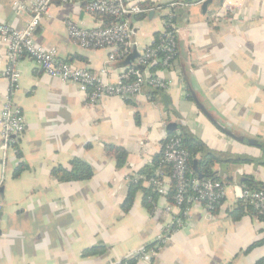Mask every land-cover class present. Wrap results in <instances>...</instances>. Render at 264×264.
Instances as JSON below:
<instances>
[{
	"label": "crops",
	"instance_id": "0c3cea01",
	"mask_svg": "<svg viewBox=\"0 0 264 264\" xmlns=\"http://www.w3.org/2000/svg\"><path fill=\"white\" fill-rule=\"evenodd\" d=\"M151 1L165 6L174 0ZM176 9L185 13L176 22L178 56L171 68L157 70L170 81L165 90L146 85L133 98L111 96L91 105L76 84L49 76L35 60L21 57V79L12 98L25 114L26 131L7 154L0 147V264H129L132 258L135 264H264V218L246 208L237 212L236 201L246 177L264 182V0H213L205 12L196 2ZM168 14L163 8L133 19L137 49L163 32ZM30 17L29 11L0 0L1 20L23 29ZM70 20L86 28L104 24L82 1L53 0L35 34L37 43L56 47L59 59L74 67L115 81L126 64L109 62L107 48L75 42ZM7 66L0 40V111L11 94ZM170 122L187 128L224 160L254 159L216 163L225 184L223 202L216 212L193 203L175 229L172 214L164 210L168 197L159 195L150 210L142 188L151 187L142 173L161 153ZM107 144L127 150L123 166L108 156ZM74 157L89 163L94 176L57 182L52 169ZM21 163L27 169L15 178ZM138 180L142 187L125 212L123 202ZM98 244L108 248L103 255L82 257L84 249ZM148 246L155 252L141 259Z\"/></svg>",
	"mask_w": 264,
	"mask_h": 264
},
{
	"label": "built area",
	"instance_id": "2783aa9c",
	"mask_svg": "<svg viewBox=\"0 0 264 264\" xmlns=\"http://www.w3.org/2000/svg\"><path fill=\"white\" fill-rule=\"evenodd\" d=\"M16 8L29 11L31 17L23 29H18L0 19V40L6 47L8 66L5 74L10 80L11 94H8L0 111V147L4 154L13 149L18 138L26 131V118L22 108L12 98L21 79L19 61L22 56L35 60L39 68L52 77L64 82L76 84L87 96L91 105L98 104L105 97L117 96L122 99L133 98L143 92L146 85L153 89H168L170 81L157 74L158 69H169L174 64L179 51V28L174 21L176 8L186 7L184 0H174L163 6H143L139 0H59L62 3L82 1L91 14H107L115 18L108 24L95 28H86L70 20L68 32L70 37L84 48L109 49V62L124 61L137 46L133 42L135 34L134 21L137 16L148 14L157 9H167L168 20L165 28L152 44L137 49V64L126 65L115 81L106 80L100 73L88 69L74 67L69 62L59 59L56 47H45L37 43L35 34L43 17L48 16L53 0H9ZM104 22V21H102ZM156 66L155 69L153 67ZM104 71V70H103ZM161 157L152 176L148 178L150 186L160 196L168 197L172 183L175 186L173 202L167 200L164 210L172 214L174 225L183 221L181 206L184 203L203 204L208 210L226 196L225 184L221 180H200L190 176L188 151L183 147L177 136H166L163 142ZM236 201L240 204L253 206L260 214H264V189H251L247 186L239 188ZM3 202L0 196V212ZM188 209L182 214L187 215ZM172 224L157 238L156 247L166 239ZM154 248H143L141 259H149ZM127 264V263H125Z\"/></svg>",
	"mask_w": 264,
	"mask_h": 264
},
{
	"label": "trees",
	"instance_id": "16d2710c",
	"mask_svg": "<svg viewBox=\"0 0 264 264\" xmlns=\"http://www.w3.org/2000/svg\"><path fill=\"white\" fill-rule=\"evenodd\" d=\"M143 6H155L154 2L151 0H147L145 2H142ZM175 10V18L174 21L177 22L178 19H182L185 15L184 11L179 9ZM99 18H101L102 21H104V24L111 23L115 20L112 16H109L107 14H96ZM141 15H139L140 17ZM156 66L153 67L155 69ZM169 136H177L181 139L183 147L188 151V164L190 167V176L193 178H198L200 180L205 179H213V180H220L219 176L214 170V166L218 162H252L254 161L253 158L250 157H236V158H229L227 160H224L220 157V154L216 153L215 151L209 150L206 148L205 144L201 139H199L197 136H195L191 131H189L187 128H182L179 130H176L169 134ZM106 153L111 158H114L117 162V165L119 167L123 166L127 160L128 152L123 147L114 145V144H107L105 146ZM161 154L155 155L153 160V167L151 170L143 172L142 174H147L146 179H148L152 174L154 173L155 168L158 166V161L160 160ZM196 162L197 165V171L193 169V165ZM27 169L26 164L21 163L19 167L16 169L14 173V177H19L21 173ZM52 177L59 183L64 182H71V181H82V180H89L94 176V170L91 167L89 163H87L85 160L81 159L80 157H74L71 159V161L68 163V165H59L52 169L51 171ZM244 185L251 188V189H264V182L258 181L256 182L252 177H246L244 179ZM141 186V180H138L136 183L132 184L131 190L129 191V194L127 195L126 199L123 202V211L127 212L131 206L134 203L135 200V194L138 188ZM146 191V195L143 198V204L147 206L150 210H153L155 207V201L159 197V194L152 189V187L144 188ZM175 192V186L174 183H172L171 190L168 194V201L171 203L173 202V195ZM223 202L220 201L218 203H215L212 208L209 210L212 212H216L218 209V206ZM190 207V203H184L181 206V214L178 215V217L181 218V220H184L186 216L182 214L186 209ZM248 209L251 213H256L261 218H264V214H260L253 206H246L244 204L239 203L238 210L243 213V211ZM244 209V210H243ZM240 213H237L235 215L237 218L241 215ZM177 228V225H174V229ZM149 248V246H148ZM107 246L104 244H98L94 245L92 247L86 248L82 251V257H95L103 255L107 251ZM129 264H135L136 258H132L128 260Z\"/></svg>",
	"mask_w": 264,
	"mask_h": 264
},
{
	"label": "water",
	"instance_id": "95a60500",
	"mask_svg": "<svg viewBox=\"0 0 264 264\" xmlns=\"http://www.w3.org/2000/svg\"><path fill=\"white\" fill-rule=\"evenodd\" d=\"M186 4L190 5L193 3H202L203 6V10L204 12L207 10L208 6L210 3L213 2V0H184ZM139 57V52L137 51L136 47H134L133 52L131 53V55L128 56V58H126L123 62L128 65V64H132L137 58ZM198 105L204 109L203 105L201 103L198 102ZM204 111L206 112V114L208 116H210V114L204 109ZM215 125L222 130L223 132L227 133L228 135L235 137V134L233 132H231L230 130H228L227 128H225L224 126H222L221 124H219L218 122L214 121ZM178 129H182V125L176 122H170L167 126V132L168 134H171L172 132L178 130ZM193 169L195 171H197V165L196 162L193 165ZM1 215V212H0Z\"/></svg>",
	"mask_w": 264,
	"mask_h": 264
},
{
	"label": "rangeland",
	"instance_id": "374dc122",
	"mask_svg": "<svg viewBox=\"0 0 264 264\" xmlns=\"http://www.w3.org/2000/svg\"><path fill=\"white\" fill-rule=\"evenodd\" d=\"M255 148H256V149H261L259 146L254 147V149H255Z\"/></svg>",
	"mask_w": 264,
	"mask_h": 264
}]
</instances>
